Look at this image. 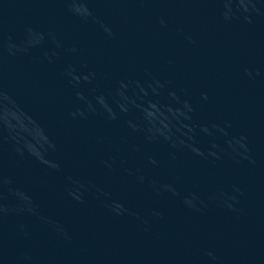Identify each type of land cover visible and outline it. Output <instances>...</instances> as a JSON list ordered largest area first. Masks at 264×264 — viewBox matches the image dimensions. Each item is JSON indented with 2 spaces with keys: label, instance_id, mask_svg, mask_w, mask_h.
Masks as SVG:
<instances>
[{
  "label": "water",
  "instance_id": "1",
  "mask_svg": "<svg viewBox=\"0 0 264 264\" xmlns=\"http://www.w3.org/2000/svg\"><path fill=\"white\" fill-rule=\"evenodd\" d=\"M0 264H264V0H0Z\"/></svg>",
  "mask_w": 264,
  "mask_h": 264
}]
</instances>
